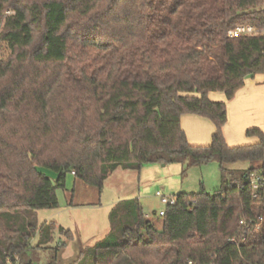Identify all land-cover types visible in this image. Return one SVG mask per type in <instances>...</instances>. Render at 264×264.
<instances>
[{"label": "trees", "instance_id": "trees-1", "mask_svg": "<svg viewBox=\"0 0 264 264\" xmlns=\"http://www.w3.org/2000/svg\"><path fill=\"white\" fill-rule=\"evenodd\" d=\"M242 24L264 27V0H0V264H34L30 240H53L33 213L58 206L67 173L101 189L118 167L186 157L219 164L214 192L175 194L153 218L119 201L80 264H264V133L229 146L226 103L208 97L264 73V37L227 34ZM183 114L212 122L209 144L188 142Z\"/></svg>", "mask_w": 264, "mask_h": 264}, {"label": "rangeland", "instance_id": "rangeland-1", "mask_svg": "<svg viewBox=\"0 0 264 264\" xmlns=\"http://www.w3.org/2000/svg\"><path fill=\"white\" fill-rule=\"evenodd\" d=\"M6 53L5 45L0 43V56ZM245 92L246 98H241L243 103L236 99L231 105V116L227 117L223 126H228L227 137L230 143H236L229 146L251 144V136L246 135L249 128H259L264 133V73L257 74ZM235 94L231 99H226L224 93L220 91L213 92L210 96L215 99L213 101H224L227 108ZM240 128L244 129L241 138L233 141L232 136L235 137L236 131ZM228 132L233 134L229 135ZM217 164L216 161H212L200 166H188L186 157L181 161L167 164H144L138 171L118 167L108 175L101 189L86 185L71 173H67L65 189L56 190L58 206L38 209L33 213L36 224L47 222L56 226L53 240L47 247L37 248L39 238L37 235L34 236L30 240L31 247L26 252L27 258L34 264H47L56 254L57 264L73 262L80 264L81 251L93 246L96 241L108 234L110 227L108 217L119 201L138 198L149 218L159 217V211L166 206L157 198V191L165 195L192 193L199 190V179H202L209 186L206 188L207 191L213 193L218 187L212 188L215 181H220L219 169L218 172L214 170ZM42 171L47 176L54 177L52 170L44 168ZM59 227L63 230L59 231Z\"/></svg>", "mask_w": 264, "mask_h": 264}, {"label": "crops", "instance_id": "crops-1", "mask_svg": "<svg viewBox=\"0 0 264 264\" xmlns=\"http://www.w3.org/2000/svg\"><path fill=\"white\" fill-rule=\"evenodd\" d=\"M255 76L254 77H251V78L245 79L244 85L240 89H238L236 91V94H235L236 96L232 99V101H230L228 103L227 108H226V112H227V117L228 118L231 116V112H230L231 105L235 102L236 99H237V101L239 103H243L241 101V98H243V97L246 98L245 95L247 94V92H245V91H247V87L249 85H252V83H253V81L255 79ZM212 93L213 92H210L208 94V97L211 100H215V99L211 98V96H210ZM180 125H181V128L184 130V132L186 134V137H187V140H188V142L190 144H194V145H207V144L210 143V141H211V135H212V133L214 131V125L212 124V122L209 119H207L205 117H201V116L195 115V114H183L181 116V118H180ZM227 128H228L227 125H226V127H223V133H224V136L226 138L227 144L228 145L236 144V143H230V141H229V139L227 137ZM243 130H241V128H240V130L236 131V136L235 137L232 136L233 137L232 138L233 141L234 140H238V139L241 138V135L243 133ZM228 134L229 135H232L233 133H229L228 132ZM250 139H251L250 142H252V143H254V142L257 141V138L256 137H250ZM238 163H242V164L240 165ZM244 163H247V164H244ZM217 166H215L216 169H214V170H217V172H218L219 164H217ZM227 167L230 168V169L245 170V169H248L250 167V164L248 162L239 161V162H234V163L228 164ZM71 175L74 176V174L72 172H71ZM201 183L203 184V186H204L205 189L207 187H209L206 184L205 181H203L202 179H199V188H200V184ZM214 184L215 185L212 188H215V186H219L220 181L216 180ZM171 195H174V194L171 193Z\"/></svg>", "mask_w": 264, "mask_h": 264}, {"label": "built area", "instance_id": "built-area-1", "mask_svg": "<svg viewBox=\"0 0 264 264\" xmlns=\"http://www.w3.org/2000/svg\"><path fill=\"white\" fill-rule=\"evenodd\" d=\"M229 37L235 38L240 37L244 35H257L260 34L264 37V27L263 28H256L252 25L248 24H242L239 25L227 32ZM264 54V52H263ZM73 173V172H72ZM74 174V173H73ZM259 183L264 184V176H259L257 174H251V184L254 190L257 189V186ZM157 198L161 201V203L167 205H172L175 203V197L171 195H165L161 191L156 192ZM164 214V209L159 211V216H162ZM244 240V238H242ZM231 242H235L234 238H230Z\"/></svg>", "mask_w": 264, "mask_h": 264}]
</instances>
